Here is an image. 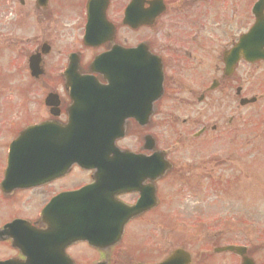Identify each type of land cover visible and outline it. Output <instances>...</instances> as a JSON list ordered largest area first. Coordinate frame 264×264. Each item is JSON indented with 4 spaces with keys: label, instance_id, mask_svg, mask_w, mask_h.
I'll use <instances>...</instances> for the list:
<instances>
[{
    "label": "flooded vegetation",
    "instance_id": "1",
    "mask_svg": "<svg viewBox=\"0 0 264 264\" xmlns=\"http://www.w3.org/2000/svg\"><path fill=\"white\" fill-rule=\"evenodd\" d=\"M257 22L264 28V0H0V264H156L184 250L176 246L158 257L156 247L132 236L160 205L158 183L172 164L155 178L137 166L139 157L125 165L118 160L106 177L96 167L66 170L64 130L73 125V93L64 88L63 72L70 67L72 78L97 79L101 89L87 94L101 95V114L90 119H102L116 134L121 154L164 150L169 160L174 149L161 148L151 132L154 147L145 148L144 116L145 129L167 123L185 105L173 104V89L196 87L204 101L229 90L240 65L264 64L242 58L231 72L225 66ZM127 50L130 79L114 74ZM96 58L99 71L93 72ZM145 89L152 91L148 97ZM73 120L75 128L83 126L81 118ZM131 133L135 149L119 144ZM89 185L93 191L79 206L71 209L67 198L53 203ZM123 206L135 207L119 229L110 223L119 222ZM193 260L191 253L185 264Z\"/></svg>",
    "mask_w": 264,
    "mask_h": 264
},
{
    "label": "rangeland",
    "instance_id": "2",
    "mask_svg": "<svg viewBox=\"0 0 264 264\" xmlns=\"http://www.w3.org/2000/svg\"><path fill=\"white\" fill-rule=\"evenodd\" d=\"M233 75L229 90L204 101L196 87L173 89V104L185 105L148 128L161 148L174 149L173 167L158 183L160 205L132 233L158 257L180 246L194 264H240L234 254L213 250L242 245L264 264V64L240 65ZM243 96L258 99L240 106ZM201 126L206 132L194 138ZM126 135L119 144L137 148Z\"/></svg>",
    "mask_w": 264,
    "mask_h": 264
},
{
    "label": "water",
    "instance_id": "3",
    "mask_svg": "<svg viewBox=\"0 0 264 264\" xmlns=\"http://www.w3.org/2000/svg\"><path fill=\"white\" fill-rule=\"evenodd\" d=\"M239 49H240V46L236 49V52L237 53H238ZM257 55L259 56L260 54H256L255 56H253V58H256ZM261 56H264V54H261L260 57ZM120 60L126 61V60L123 59V57H122V59L120 58ZM99 66L100 65L98 64V61L96 60V62H94L93 65H92V69L94 71H95V69L98 70L99 69ZM67 73H68V71H67ZM68 76H69V73L67 75V78H68ZM66 84H67V87L71 86V89L70 90L72 91V93L74 95L73 97L75 99V104L77 105L76 107H80L81 108V106H82L81 103L82 102L80 103V101L83 100V99H85V100L87 98L88 99H91L92 97H94L96 100L100 99V95H93V94L92 95H89V94H87V92L88 91H91L92 89L94 90V89H99L100 88L99 85H98V83H96L92 79L90 80L87 77L80 78L79 80H77V79H73L72 80L71 79L70 82H69V84L68 83H66ZM80 92H81V94H80ZM96 103L98 105H101L100 104V101H98ZM84 113L82 112V114L86 115V111H84ZM97 113L100 114L101 112L100 111H97ZM78 115H81V111L78 110V108H76V109L73 110V116L71 115L72 116V119H73V117L75 118ZM96 127H98V126H95V128ZM72 131H73V129H72ZM74 137H75V141L76 142L81 143L82 137H80L79 129L78 128L76 129L75 127H74ZM70 147L73 149V145L70 146ZM234 249L235 248H233V247L227 246V248H224L222 250H234ZM176 258H178V256H177V254H174V256L171 257V259H168L164 264H168V263H170V261H174V259H176Z\"/></svg>",
    "mask_w": 264,
    "mask_h": 264
}]
</instances>
